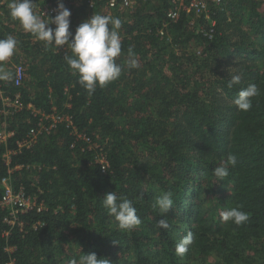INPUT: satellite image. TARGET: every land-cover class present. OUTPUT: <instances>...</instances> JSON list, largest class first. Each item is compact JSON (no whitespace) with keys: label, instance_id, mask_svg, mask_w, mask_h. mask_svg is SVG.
<instances>
[{"label":"trees","instance_id":"trees-1","mask_svg":"<svg viewBox=\"0 0 264 264\" xmlns=\"http://www.w3.org/2000/svg\"><path fill=\"white\" fill-rule=\"evenodd\" d=\"M35 4L36 12L41 0ZM81 5L78 12L86 8ZM0 7V39L14 37L28 65L22 62L19 86L0 81V122L13 132L0 143V201L1 180L8 177L14 191L22 189L34 202L15 215L0 203V264H78L92 252L107 264H187L208 254L217 258L213 264H264V0L212 7L211 37L195 31L208 19L190 25L186 15L160 36L161 5L110 15L122 21L116 58L122 73L92 95L64 59L72 55L70 47L46 46ZM193 40L201 54L188 52ZM130 59L138 67L129 68ZM235 74L241 84L229 89ZM249 84L260 95L242 112L233 101ZM17 92L22 108H4L2 98ZM29 103L45 113L55 107L72 126L57 123L32 146H19L39 118ZM96 133L108 137L106 144L95 141ZM100 148L105 171L95 160ZM229 155L237 163L219 181L213 170ZM112 191L133 202L141 219L137 228L121 230L108 215L102 200ZM166 191L174 206L162 217L154 205ZM220 205L225 211L239 207L248 221L223 222ZM161 218L169 228L158 227ZM189 231L194 242L178 257L176 243Z\"/></svg>","mask_w":264,"mask_h":264},{"label":"clouds","instance_id":"clouds-1","mask_svg":"<svg viewBox=\"0 0 264 264\" xmlns=\"http://www.w3.org/2000/svg\"><path fill=\"white\" fill-rule=\"evenodd\" d=\"M35 0H10L8 3L9 15L19 22L26 33H30L38 40L43 41L46 46L54 47L57 51L65 46L70 47L72 55H65L66 63L79 75V83L92 95L97 86L105 87L117 80L122 73V68L116 62L121 55V38L119 29L122 21L119 18L102 14L91 15L83 20L73 34L70 31L71 10L68 9L63 0H56V7L52 9L55 15L45 14L42 18L35 12ZM50 25H54L51 27ZM18 41L12 37L0 39V63L9 60L17 50ZM131 55V50H129ZM129 68L138 67L135 59L128 61ZM12 75L0 68V81H10ZM241 84V75H232L227 82L229 89ZM260 95V90L255 84H249L238 91L233 103L238 110L248 112L253 104V98ZM237 159L235 155H229L224 163L213 170L214 176L223 181L229 175V168L235 167ZM79 167V166H78ZM103 207L108 215L114 217L119 229L131 231L141 224L137 210L133 202L118 196L115 191L108 192L103 196ZM174 206V200L170 191L162 192L155 200L158 214L164 217ZM221 220L225 223L232 222L237 226L248 221L249 216L239 207H233L222 211ZM159 228H169L166 218L157 221ZM194 242V234L189 231L175 246V254L183 258ZM70 264H77L74 259ZM78 264H107V261L98 259L97 255L85 253L79 257Z\"/></svg>","mask_w":264,"mask_h":264},{"label":"built area","instance_id":"built-area-1","mask_svg":"<svg viewBox=\"0 0 264 264\" xmlns=\"http://www.w3.org/2000/svg\"><path fill=\"white\" fill-rule=\"evenodd\" d=\"M227 0H70V2L85 4L86 8L93 10L98 9L100 13L106 14L108 16L115 13L122 12H132L137 6L144 3L149 5H161L163 17L160 20L158 27L156 28L157 33L160 36H164L167 33L168 26L177 21L181 15H186L189 17V24H194L196 19L199 17H204L208 19V29L205 34L208 37H211L213 32L214 20L210 18V10L214 6H221ZM65 4V0H63ZM6 5V0H0V6ZM56 7V0H41V4L38 5L37 13L43 18H46L45 14L55 15L52 12V9ZM25 77V67L21 62H18L12 67V81L15 86H19L22 83L23 78ZM2 105L4 108H22L20 102V94L17 92L12 99L2 98ZM27 108H31V113L34 116L39 115L36 126L29 128L26 138L22 141H18L19 146H32L36 140L39 133L46 132L49 133L57 123L64 122L66 126H72V120L70 116L57 111L55 107L51 108V112L45 113L40 110L32 108V105L29 103ZM12 131H1L0 132V143L5 141L6 138L12 135ZM84 140H90L85 136H81ZM71 144V147H73ZM96 162L101 166L102 171H105L108 167V160L106 153L100 148L95 156ZM1 183L5 186V191L3 193L0 203L2 205L6 203H12L11 214L19 210L31 207L34 202L30 196L24 194L22 189L14 191L11 184L9 183V178H2ZM13 222V221H11Z\"/></svg>","mask_w":264,"mask_h":264},{"label":"rangeland","instance_id":"rangeland-1","mask_svg":"<svg viewBox=\"0 0 264 264\" xmlns=\"http://www.w3.org/2000/svg\"><path fill=\"white\" fill-rule=\"evenodd\" d=\"M10 2V0H6V7L8 9V3ZM70 5H72V8L70 9L71 12H73L74 10H76V8H80L82 7L81 3L78 2V4L74 3V2H69ZM77 6V7H76ZM3 8V7H2ZM37 12V11H36ZM0 14H2V10H1V7H0ZM39 15V13H37ZM93 13L91 12L90 9L88 8H84V11H75L72 13L71 17H70V26L72 28V32L75 33V30L76 28L78 27V25L85 19H87L88 17H90ZM105 14V13H104ZM95 15V14H93ZM103 15V14H102ZM44 18V17H43ZM198 23V22H197ZM195 24V23H194ZM194 24H191V25H194ZM197 27V26H196ZM208 28V24L206 27H204V24H198V27L197 29H195V31H200V32H203L205 33V31L207 30ZM187 50L188 52L194 48L196 49V53L197 54H201L202 53V48L199 44H197V41L193 40L191 42H188L187 45ZM24 57L25 55L21 54L20 53V50L17 49L14 53V55L12 57L9 58V60L5 61V62H2L0 63V68H2L4 71H8L10 73H12V67L14 64L18 63V62H23L25 67H27L28 65L25 63V60H24ZM8 109V108H6ZM5 109V110H6ZM6 112V111H5ZM7 123V122H6ZM4 130H7L9 131L8 129L5 128V122L2 121L0 122V132L1 131H4ZM95 141L100 143V144H106V140L108 139V137L105 135L103 136L102 134L100 133H96L95 135ZM4 206H6L7 208H9L10 210H13L12 209V203H6L4 204ZM221 208H224V209H221V211H225V207L221 206ZM188 259V258H187ZM216 257L212 254H208V255H205L204 257H195L194 259L191 258V260H186V263L187 264H204V263H210V264H213L215 261H216Z\"/></svg>","mask_w":264,"mask_h":264}]
</instances>
